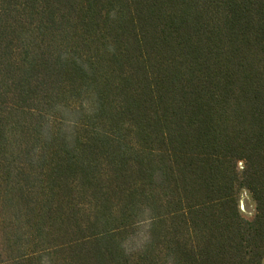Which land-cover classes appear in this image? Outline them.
I'll return each mask as SVG.
<instances>
[{
  "label": "trees",
  "instance_id": "1",
  "mask_svg": "<svg viewBox=\"0 0 264 264\" xmlns=\"http://www.w3.org/2000/svg\"><path fill=\"white\" fill-rule=\"evenodd\" d=\"M263 262L264 0H0V264Z\"/></svg>",
  "mask_w": 264,
  "mask_h": 264
},
{
  "label": "rangeland",
  "instance_id": "2",
  "mask_svg": "<svg viewBox=\"0 0 264 264\" xmlns=\"http://www.w3.org/2000/svg\"><path fill=\"white\" fill-rule=\"evenodd\" d=\"M239 206L241 209V213L245 218L251 219L254 217L256 206L249 192H247L246 190L242 191L239 195Z\"/></svg>",
  "mask_w": 264,
  "mask_h": 264
}]
</instances>
